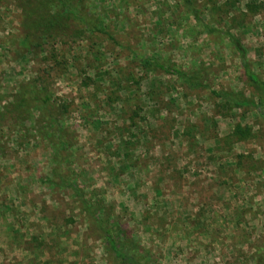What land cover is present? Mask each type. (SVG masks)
I'll return each instance as SVG.
<instances>
[{
	"label": "rangeland",
	"instance_id": "obj_1",
	"mask_svg": "<svg viewBox=\"0 0 264 264\" xmlns=\"http://www.w3.org/2000/svg\"><path fill=\"white\" fill-rule=\"evenodd\" d=\"M64 1L77 17L51 24L58 0H0V258L118 264L82 198L107 206L149 250L146 264H254L264 116L213 91L259 93L226 33L264 82V0H195L213 33L181 0ZM141 57L198 72L203 85ZM36 79L61 112L55 136L38 111L22 121L10 104Z\"/></svg>",
	"mask_w": 264,
	"mask_h": 264
},
{
	"label": "trees",
	"instance_id": "obj_2",
	"mask_svg": "<svg viewBox=\"0 0 264 264\" xmlns=\"http://www.w3.org/2000/svg\"><path fill=\"white\" fill-rule=\"evenodd\" d=\"M60 3L59 9L53 13L51 24H59V17L64 15H71L74 18L75 13L70 6L64 0H58ZM184 7L189 11L192 17L198 21L203 29L207 33H213L218 31L217 28L210 26L204 19L203 13L196 5L195 0H181ZM226 37L232 42L233 46L237 50L240 58V63L244 74L253 84L254 89L259 93L254 97L246 96L243 92H234L230 90L220 89L213 91V94L222 100V102L236 107H247L249 105L255 106L264 116V82L250 69L249 62L247 60L246 48L241 42L232 34L226 33ZM142 65L148 67L150 70H154L155 67L164 70L167 73L177 75L181 80L186 82L191 87H199L203 85L197 74L187 73L179 68H173L169 65L158 63L155 59L140 58ZM12 109L25 110L22 113L27 114L22 118L24 121L31 114V110H36L40 113L37 124L48 126L49 135L55 136L61 131L56 127L57 122L61 119L60 110L52 102L51 94L46 91L45 85L41 83L40 79H36L33 82H22L18 88V91L11 95ZM27 116V117H26ZM36 124V125H37ZM45 128V127H44ZM41 129V127H40ZM239 134L240 139L247 136L248 131L236 126L233 130V135ZM58 152H55L57 155ZM81 199V207L85 216L95 231H97L99 237L103 240L106 250L111 254L118 264H146L150 257L149 250H147L138 239L133 238L131 233L125 227H120L117 221L114 219L112 212L106 209V205L102 202L89 203L87 200ZM254 264H264V250L260 249L255 254Z\"/></svg>",
	"mask_w": 264,
	"mask_h": 264
},
{
	"label": "crops",
	"instance_id": "obj_3",
	"mask_svg": "<svg viewBox=\"0 0 264 264\" xmlns=\"http://www.w3.org/2000/svg\"><path fill=\"white\" fill-rule=\"evenodd\" d=\"M24 177H22L23 179ZM23 182V181H21ZM204 221L200 222V225H204ZM210 226V222H207ZM41 259H49V258H0V264H38ZM59 261H62V264H67L71 258H58ZM48 261V260H47ZM50 261V260H49Z\"/></svg>",
	"mask_w": 264,
	"mask_h": 264
}]
</instances>
